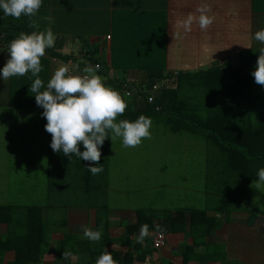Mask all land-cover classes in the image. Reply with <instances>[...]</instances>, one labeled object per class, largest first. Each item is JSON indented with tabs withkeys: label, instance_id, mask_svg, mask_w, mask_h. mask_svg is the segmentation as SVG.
<instances>
[{
	"label": "trees",
	"instance_id": "trees-1",
	"mask_svg": "<svg viewBox=\"0 0 264 264\" xmlns=\"http://www.w3.org/2000/svg\"><path fill=\"white\" fill-rule=\"evenodd\" d=\"M12 28H0V50L8 51L10 41L20 32H32L31 29H25V25ZM113 48L110 65L113 71L115 70L113 76L108 75L109 66L98 45L82 38V52L75 55H63L55 50V47L46 49V54L41 58L42 71L39 77L46 86L51 78L48 57L58 58L63 62L80 58L78 71H82L86 65L94 67L98 64L100 67L97 74L106 78L105 84L119 91L127 103L125 112L117 117V122L125 119L135 121L140 115H144L152 121L151 138H154V128L157 126L163 130V134L172 136L179 142L166 143L170 147H183L185 150L195 144L206 145L207 149L200 160L204 173V179H198V182H201L200 188L204 189L203 185L209 182L208 168L212 165L224 175L231 190L240 193L249 205L250 199L244 198L243 189H248L252 180L256 183L258 170L264 168V86L255 83L251 74L259 50L241 53L235 59L219 60L205 70L174 72L165 68L163 44L160 51L158 48L142 47L144 49L132 48L130 52L129 48L121 53ZM124 74L125 76H122ZM129 76L136 78V83L125 88L123 83ZM34 79L30 72L24 76L10 77L7 103L1 106L0 111L6 113L2 115L3 124L7 113L11 116L8 123L16 122L15 128L12 124L7 127L10 135L5 133L4 141L8 146L19 140L28 142L30 137L34 139L35 135L41 132L40 145H43V152L46 154L42 161L46 163L47 173L44 200L38 204L0 203V264H43L48 253L53 255L50 264H95L105 249L112 253L119 264H136L137 257L133 253H136L137 243L130 238L136 233L140 238L142 228L146 229L141 238L144 240L145 252L150 253L153 248V232L166 231L163 225L155 223V218L164 211L148 208L136 210V221L124 226L122 237L133 250L120 254L113 249L103 248L106 241H111L107 233L110 223L105 216L109 210L106 189L108 166L110 161L120 160L112 157V133L109 131L110 137L105 139L100 148L99 166L103 167V171L98 175L89 171L88 165L91 162L74 155L68 159L62 151L54 152L50 146L51 135L44 128L47 121L42 116L43 108L36 104L34 93L31 91ZM130 88L133 89V96L126 97L123 92ZM148 96H152V102L147 101ZM15 113L20 117L15 119ZM131 113L133 116L128 117ZM79 148L84 150L82 143ZM183 152L181 157L190 159L189 151ZM194 176L193 179L197 178ZM222 178L220 177V180ZM204 180L206 181L203 182ZM233 198H227L231 205L234 204ZM71 206L95 210L92 229L102 228L99 241L93 242L84 235L67 231L65 210ZM56 212L62 215L57 218ZM259 212L263 214L250 213L247 219L249 224L264 223V211ZM230 213V209L224 210L222 206L219 207L217 216L207 215L206 208L182 207L174 211L175 215L166 221V226L174 227L175 222L184 220L187 214L190 233L206 236L219 228ZM258 230L264 233V228ZM56 233L62 236L52 240L50 235ZM218 248V245H212L204 254L199 255L192 252V246L185 245L181 249L184 264L192 258L202 262L217 259L218 254L222 253ZM144 250L142 253H145ZM63 252L71 255L64 257Z\"/></svg>",
	"mask_w": 264,
	"mask_h": 264
},
{
	"label": "crops",
	"instance_id": "crops-1",
	"mask_svg": "<svg viewBox=\"0 0 264 264\" xmlns=\"http://www.w3.org/2000/svg\"><path fill=\"white\" fill-rule=\"evenodd\" d=\"M201 5L210 6L209 14L215 17L213 24L204 31L194 23L192 30L186 33L180 21L186 19L189 14L198 16L197 8ZM45 17H51L52 22L49 23ZM30 20L38 21L39 29L30 28ZM20 25H25V29L28 28L31 31H43L50 27L56 37L55 50L66 56L82 52V38L89 43H96L109 66V76L115 74V70L113 71L110 66L113 47L121 53L129 48L131 52L132 48L147 47L158 48L160 51L161 44L164 46V64L167 70L193 72L208 69L219 60L235 59L241 53L260 50L264 47V44L254 39V34L264 29V0H42V6L35 17L29 18L22 15L19 19L4 15L3 10L0 9V28L10 30ZM107 36L110 38L108 39ZM8 58L7 50H0V68L4 66ZM79 61H81L80 58L63 62L58 58L48 57L50 77L61 63L78 71L75 66L79 65ZM8 81L9 79L5 81L0 77V92L5 95L4 99L6 97L8 99ZM130 90V95L123 92L126 97L133 96V89L130 88ZM132 116V113L128 115V117ZM159 144L155 141H142L139 146L134 147L139 156L126 157L117 161L131 164L133 161L140 160L142 161L140 165L144 163L145 166L136 171L140 170L143 175H148V171H151L149 166L157 162L152 161V156L141 155L149 154L150 149L153 150ZM139 150H142L144 154L138 153ZM115 162V160L109 162L108 172H111ZM161 164V168L158 169L160 174L166 170L165 162ZM207 165L210 164L207 163ZM198 171H201L203 175L202 168L194 171L192 175H196L195 172ZM178 172L181 173V169ZM208 177L209 182L203 185L204 189H199L200 192L197 189L195 191L192 188L191 190L184 188L182 195L178 196L184 197L183 205L178 203V205L168 206L137 207V205L129 206L120 202L109 205L105 216L110 223L107 233L111 241L108 243L106 241L103 248L113 249L120 254L133 250L134 248L122 239L125 232L124 226L136 221L138 208H148L164 211L155 218V223L163 225L166 229V244L160 249L152 248L150 253H146L143 238H139L138 233L132 235L130 239L137 243L136 253H133L137 257L136 264H184L181 249L185 245L192 246V252L199 255L204 254L212 245H218L219 252L222 251L217 259L202 262L192 258L187 260L186 264H225V262L264 264V233L258 230V228H264V223L256 222L253 225L248 223L250 213L247 212L245 200L240 193L231 190L224 175L212 165L208 168ZM220 177L223 178L220 180ZM198 179L195 178V180ZM179 180L190 188V185L186 184V178ZM112 187L114 189V186L107 185V197H113ZM227 198H233L234 204L231 205ZM220 206L224 210L230 209L231 213L219 228L206 236H199L195 232L190 233L191 227L186 219L187 214L184 220L175 222L174 227L166 226V221L175 215L176 209L206 208L207 215L217 216ZM95 213L93 208L78 209L77 214L82 216V226L92 228ZM220 216L223 217L221 214ZM71 217L68 211L67 226ZM74 230L67 231L83 235V228L81 230L74 228ZM143 250L145 253H142ZM48 254L52 258L47 262L46 256L43 264H50L53 260V255Z\"/></svg>",
	"mask_w": 264,
	"mask_h": 264
},
{
	"label": "clouds",
	"instance_id": "clouds-1",
	"mask_svg": "<svg viewBox=\"0 0 264 264\" xmlns=\"http://www.w3.org/2000/svg\"><path fill=\"white\" fill-rule=\"evenodd\" d=\"M42 6V0H0V9L4 15L19 19L22 15L35 17ZM198 16L189 14L180 21V25L187 33L192 30L194 23L201 30L206 31L214 22V15H210L208 5L198 6ZM52 22L51 17H45ZM29 27L39 29L36 20H30ZM254 39L264 44V29L254 34ZM56 37L52 29L35 30L30 33L20 32L12 39L8 46L9 58L2 68L0 77L8 80L14 76H24L29 72L35 77L31 91L35 102L43 108L42 116L46 119L45 130L51 135L50 146L54 152L62 151L68 159L74 155L84 161L91 162L89 171L98 175L103 171L100 165L101 151L109 131L111 140L122 139L125 148H134L143 139L151 138L152 121L149 117L140 115L135 121L119 120L127 108L125 99L119 91L108 86L104 77L97 74L99 65H86L82 71H77L67 64L61 63L53 72L46 86L39 77L42 71L41 58L46 49L55 46ZM79 69V65L75 66ZM255 83L264 86V47L259 50L255 68L252 71ZM83 144L84 150L79 148ZM256 188L264 185V168L257 172ZM83 235L90 241H99L102 228L93 230L82 226ZM146 233L142 228L141 237ZM71 253L63 252L67 257ZM95 264H119L112 253L105 251L96 259Z\"/></svg>",
	"mask_w": 264,
	"mask_h": 264
},
{
	"label": "rangeland",
	"instance_id": "rangeland-1",
	"mask_svg": "<svg viewBox=\"0 0 264 264\" xmlns=\"http://www.w3.org/2000/svg\"><path fill=\"white\" fill-rule=\"evenodd\" d=\"M55 71V70H54ZM228 88V87H227ZM0 92V108L7 103V97ZM5 112L0 111V203L5 202H17L20 204H38V202L44 200L45 187H46V163L42 161L46 154L43 152V145L41 146V132L37 133L34 139L30 137L27 141H15L11 146H8L4 141L5 133L10 135L7 131V127L12 124V127H16V122L8 123L11 117L8 113L3 118L2 115ZM16 114V113H15ZM13 115V114H12ZM19 114L15 115V119ZM153 137L150 141L159 142V146L150 149L149 154L141 155L152 156V161L157 163L150 165L151 171H148V175H143L138 168L144 167L140 165V160L121 163L116 161L112 166L111 172H108L109 180L107 184L112 187L111 194L113 197H108V204H128L129 206L137 207H150L158 205H181L185 204L184 197L179 198L182 195L184 188L193 190L201 189V182L193 179V172L201 168L200 160L203 159V153L207 149L206 145H196L191 148L183 147H170L166 143L174 144L175 138L163 134V130L155 126ZM43 135V134H42ZM149 140V139H145ZM45 141V140H44ZM114 141V153L112 157L117 159H123L126 157L134 158L137 155V150L134 148H125L122 144V139L117 137ZM179 143V142H176ZM205 147V149H204ZM183 151H189L190 159L179 157L184 155ZM138 153H143L139 150ZM144 154V153H143ZM192 154V155H191ZM36 159V161H32ZM183 160H186L183 162ZM151 162V161H150ZM161 162H165V168L163 172L158 171L161 168ZM203 164V163H202ZM110 168V165L108 166ZM145 169V168H144ZM181 169V173L178 170ZM196 177L202 179L201 171L195 172ZM204 174V173H203ZM175 177V178H174ZM195 177V176H194ZM186 178V184L190 185V188L183 184L179 179ZM192 178L193 180L189 179ZM178 179V180H177ZM189 179V180H188ZM191 181V182H190ZM185 185V187H183ZM117 190V191H116ZM196 191V190H195ZM205 192L206 190H202ZM244 198L249 197L250 202L247 205V212L253 215H261L264 211V185L260 188H256V183L252 180V184L249 188L244 190ZM108 196V195H107ZM176 203V204H174ZM118 204V205H121ZM124 206V205H122ZM79 207H68L65 210V215H68V211L71 213V219L66 229L68 231H75L82 229V216L77 214ZM82 209V208H81ZM253 209V211H251ZM60 212V211H59ZM46 214V211H45ZM62 213L56 212V217L59 218ZM51 239L55 240L62 235L60 233L51 234ZM53 243L50 244L52 246ZM47 262L52 258L47 254Z\"/></svg>",
	"mask_w": 264,
	"mask_h": 264
},
{
	"label": "built area",
	"instance_id": "built-area-1",
	"mask_svg": "<svg viewBox=\"0 0 264 264\" xmlns=\"http://www.w3.org/2000/svg\"><path fill=\"white\" fill-rule=\"evenodd\" d=\"M107 38L109 39L110 36H107ZM96 65H98V64H96ZM133 83L134 84L136 83V78L129 76V77H127L124 80L123 86L126 88L129 85L131 86V84H133ZM154 87L155 86H153V88ZM124 92H125L126 95H130L131 94V90L130 89H127ZM147 101L148 102H152L153 101L152 96H148ZM151 244H152L154 249H160V248L164 247L165 244H166V234L163 231H160V230L154 231L153 234H152Z\"/></svg>",
	"mask_w": 264,
	"mask_h": 264
}]
</instances>
